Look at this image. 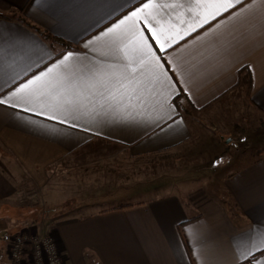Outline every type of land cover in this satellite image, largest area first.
<instances>
[{
    "label": "crops",
    "instance_id": "0c3cea01",
    "mask_svg": "<svg viewBox=\"0 0 264 264\" xmlns=\"http://www.w3.org/2000/svg\"><path fill=\"white\" fill-rule=\"evenodd\" d=\"M144 2L0 0V13L8 16L0 17V98L63 53L86 51L85 40ZM171 2L157 0L161 7L154 15L164 22L166 34L179 31L182 38L169 41L163 52L150 43L177 90H189L180 91L177 103L176 96L168 100L174 110L164 105L165 88L157 83L147 87L150 67L137 76L142 85L122 80L81 84L86 100L76 110L53 108L45 101L0 104V216L15 217L17 208L37 204L40 220L20 230L52 235L66 264H264V247L258 242L252 256L244 251L264 231V152L252 151L264 144V129L247 119L242 125L250 127L236 137L222 164L208 159L183 180L137 189L161 193L84 214L69 205L48 213L56 200L46 198L66 188L90 192L105 187L113 192L121 187L122 182L105 184L101 177L117 173L114 168L130 158L182 147L195 135L209 140L206 119L194 123L185 113L187 100L202 110L237 88L245 92V111L264 117V0L243 11L252 0H240L207 23L195 9L188 10L194 0H181L184 8L164 7ZM15 9L72 47L11 16ZM242 69L248 70L250 83L236 87ZM109 92L115 100L104 103L101 98ZM213 146L212 157L223 151L217 143ZM27 181L47 191L42 193L49 195L46 201L11 202Z\"/></svg>",
    "mask_w": 264,
    "mask_h": 264
},
{
    "label": "snow or ice",
    "instance_id": "6c2138e0",
    "mask_svg": "<svg viewBox=\"0 0 264 264\" xmlns=\"http://www.w3.org/2000/svg\"><path fill=\"white\" fill-rule=\"evenodd\" d=\"M239 3L240 0H194V4L189 6L188 10L195 9L196 15L207 23L208 19ZM255 6L256 0H252V3L245 5L241 11ZM160 7L157 0H145L143 4L116 23L85 40L84 49L86 51L63 53L59 59L20 83L9 91L7 96L0 98V104L18 107L21 103L31 104L34 101H45L53 108L70 107L76 110L86 100L80 88L81 84L122 80L129 84L142 85V79H137V76L143 77L144 71L150 67L151 81L147 83V87L150 88L153 83H157L165 88L164 105L169 110H174V105L169 104L168 100L172 96L179 98L180 91L188 93L189 90L187 88L177 90L175 82L168 75L150 41H154L159 51L163 52L170 46L169 41L175 43L177 38L182 37L179 31L175 33V36L166 34L168 29L165 28L164 22L154 15ZM164 7L184 8L185 5L181 3V0H172ZM196 26L199 27V24ZM108 58L115 62L107 63ZM246 67L251 68L252 66L247 65ZM172 70L179 74L175 65H172ZM101 99L104 103H108L109 100H115V97L109 92L108 98L102 97ZM257 242L264 247V231L258 233V241L247 243L244 251L248 256H252L257 250ZM240 258H245L244 252L240 253Z\"/></svg>",
    "mask_w": 264,
    "mask_h": 264
},
{
    "label": "rangeland",
    "instance_id": "374dc122",
    "mask_svg": "<svg viewBox=\"0 0 264 264\" xmlns=\"http://www.w3.org/2000/svg\"><path fill=\"white\" fill-rule=\"evenodd\" d=\"M246 107L245 92L237 91V88H234L205 109L184 108L185 113L192 122H200L202 116L206 119L205 124L209 128L210 139L207 140L202 136L195 135L190 143L182 147L140 155L122 162L119 167L113 170L114 172L117 171V173H108L105 177H101L105 178V184L113 183L115 185L118 182L123 183L121 187H118L113 192L110 190L105 192V187L103 189L99 187L90 192L83 190L81 192H74L73 190H69L70 188H66L56 196L50 195L51 197H49L48 195L46 197L49 198H46L42 195V193L47 192L46 190H40L32 181H27L20 186L17 197L11 202L28 204L34 201L41 203L46 201L45 198L50 201L55 199V202L49 204L48 213L69 205L71 207L76 206V211L84 214L125 203L126 201L145 199L149 195L161 193L162 190L143 194L141 191L137 193V189L141 186H150L149 184L153 182L179 180L185 178L187 175L190 176L194 170H201V166L199 165L205 163L208 159L216 162L218 161L217 158L220 157L221 163L219 161L216 164H222L229 158L230 153L228 156L223 157L221 156L222 151L220 154L212 157V154L209 152L210 149L216 148L213 144L217 143L224 150L228 144L230 151V145L237 140L236 137L238 135L242 137L244 129L250 127L242 125L244 122H248L245 119L253 122L258 128L264 129V117L255 118L253 113L249 114L248 110L247 112L245 111ZM228 138L230 140L226 142ZM252 151L257 153L264 152V144L255 146ZM69 176L71 178L73 174L70 172ZM30 225L32 224H26L25 226L30 227ZM17 226L18 224L11 221L8 216H2L0 219V264L8 263L5 238L11 230L17 229ZM21 228L19 227L18 229Z\"/></svg>",
    "mask_w": 264,
    "mask_h": 264
},
{
    "label": "built area",
    "instance_id": "2783aa9c",
    "mask_svg": "<svg viewBox=\"0 0 264 264\" xmlns=\"http://www.w3.org/2000/svg\"><path fill=\"white\" fill-rule=\"evenodd\" d=\"M7 264H66L58 241L50 234L25 229L7 237Z\"/></svg>",
    "mask_w": 264,
    "mask_h": 264
},
{
    "label": "trees",
    "instance_id": "16d2710c",
    "mask_svg": "<svg viewBox=\"0 0 264 264\" xmlns=\"http://www.w3.org/2000/svg\"><path fill=\"white\" fill-rule=\"evenodd\" d=\"M11 16H14V17L19 18L21 21H23L27 25L33 27L34 29H36L37 31H39L40 33H42L44 36H46L47 38H50L52 40H55V41H58V42L64 44L66 48L72 47V45L69 42H67V41H65V40H63L61 38H58L56 36H53L50 33H48L45 30H43L42 28H40V27H38V26L30 23L29 21H27L25 19V17L23 16V14L20 13L19 10H17V9L13 10V12L11 13ZM0 17H8V16L5 15V14H3V13H0ZM242 83H248V84L250 83V74H249L248 70L242 69L239 72L238 84L236 85V87H238ZM179 98H180V96H179ZM177 99L178 98H175L174 99V102L175 103L178 102ZM187 103L189 104L190 107H192L193 109H196L191 104L190 101L187 100ZM228 154H229V147H228V144H227L226 147H225V149L223 150L221 156H223V157L224 156H228ZM220 159L221 158L218 157L217 158L218 161H216V162H219L220 161V163H221L222 160H220ZM27 208H29V206L22 207V208H17L15 210V217H14V215H12V217H10L9 215H7L8 217H10V220L11 221H14V222H16L18 224L17 229L11 230L9 232V234H7V237L9 235H11V234L19 231L20 230V229H18L19 227L21 228V226L24 227L26 224L37 223L40 220V218H41V212H40L41 211V208L40 207L38 208L37 204H33L30 209H27ZM6 241H7V239H6ZM263 252H264V250L261 253H263Z\"/></svg>",
    "mask_w": 264,
    "mask_h": 264
},
{
    "label": "water",
    "instance_id": "95a60500",
    "mask_svg": "<svg viewBox=\"0 0 264 264\" xmlns=\"http://www.w3.org/2000/svg\"><path fill=\"white\" fill-rule=\"evenodd\" d=\"M230 140V138H228L227 140H226V142H228Z\"/></svg>",
    "mask_w": 264,
    "mask_h": 264
}]
</instances>
